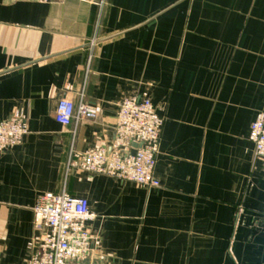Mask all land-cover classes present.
Listing matches in <instances>:
<instances>
[{"label":"crops","instance_id":"0c3cea01","mask_svg":"<svg viewBox=\"0 0 264 264\" xmlns=\"http://www.w3.org/2000/svg\"><path fill=\"white\" fill-rule=\"evenodd\" d=\"M150 99L165 118L148 188L68 167L111 151L119 103ZM95 119L65 126L58 101ZM29 132L0 153V264H30L39 197L89 201L80 264H264V0H0V121Z\"/></svg>","mask_w":264,"mask_h":264},{"label":"built area","instance_id":"2783aa9c","mask_svg":"<svg viewBox=\"0 0 264 264\" xmlns=\"http://www.w3.org/2000/svg\"><path fill=\"white\" fill-rule=\"evenodd\" d=\"M97 116L98 109L83 98L78 104L68 98L58 101L56 118L65 126ZM164 122L165 118L150 99L125 98L119 103L111 151L97 147L73 152L68 167L148 188L159 187L156 166ZM28 132L22 111L1 120L0 153L21 144ZM250 141L254 144L255 155L264 159V112L251 125ZM34 213L35 227L43 230V234L37 241L30 264H80L92 250L95 237L88 223L94 214L86 198L72 196L66 191L46 193L39 197Z\"/></svg>","mask_w":264,"mask_h":264}]
</instances>
